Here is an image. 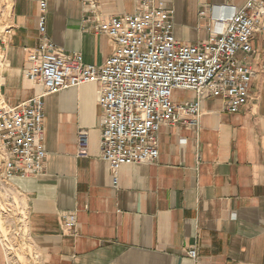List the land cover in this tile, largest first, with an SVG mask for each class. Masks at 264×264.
Segmentation results:
<instances>
[{"label": "crops", "instance_id": "1", "mask_svg": "<svg viewBox=\"0 0 264 264\" xmlns=\"http://www.w3.org/2000/svg\"><path fill=\"white\" fill-rule=\"evenodd\" d=\"M11 32L0 46V98L17 106L42 88L27 77L38 57L39 0H9ZM249 0H152L173 11L177 40L197 44L227 24V4ZM142 0H48L46 36L65 53L102 65L116 48L98 30L111 16L139 11ZM264 20V17H263ZM4 29V28H3ZM3 29L0 30L2 33ZM249 102L230 113L221 97H203L198 127L164 123L154 162L125 164L119 182L101 158L100 85L62 89L44 98L47 158L40 173L15 174L29 240L43 264H264V27L254 33ZM175 102L196 99L174 91ZM89 132L87 156L78 133ZM0 177L2 173L0 172ZM74 218V228L65 226ZM195 248L193 259L188 251ZM0 264L5 256L0 242Z\"/></svg>", "mask_w": 264, "mask_h": 264}, {"label": "built area", "instance_id": "2", "mask_svg": "<svg viewBox=\"0 0 264 264\" xmlns=\"http://www.w3.org/2000/svg\"><path fill=\"white\" fill-rule=\"evenodd\" d=\"M39 3L41 39L27 77L42 91L17 106L0 98V172L6 183L15 174L43 171L47 158L44 98L62 89L100 85L101 158L108 163L115 185L123 165L158 159L157 136L164 123L198 127L203 97H221L230 113L238 112L250 100L252 69L239 54L247 56L253 51V35L264 27V0H249L238 9L227 4L214 7L221 13L228 10V15L216 17L227 28L222 33L211 32L197 44L176 39L172 10L142 0L138 12L111 16L99 24L98 30L116 43L114 53L100 66L87 63L80 53H65L46 36L48 0ZM10 32L5 26L0 42ZM3 62L0 46V68ZM176 90L193 91L196 99L175 102ZM78 145L79 155L87 156L88 130L79 131ZM5 204L0 210L5 264H43L30 243L23 205ZM65 226L74 228V218H68ZM188 254L193 259L198 256L195 248Z\"/></svg>", "mask_w": 264, "mask_h": 264}, {"label": "rangeland", "instance_id": "3", "mask_svg": "<svg viewBox=\"0 0 264 264\" xmlns=\"http://www.w3.org/2000/svg\"><path fill=\"white\" fill-rule=\"evenodd\" d=\"M9 6H10V1L9 0H0V30L5 28L7 26V17L9 14ZM1 34V33H0ZM8 186L3 177H0V210H2V207H6V204L8 202L11 204L9 207H13L16 205H22L21 198L14 194V199L8 197ZM16 210V207H15ZM0 211V226H2V215ZM5 218V217H4Z\"/></svg>", "mask_w": 264, "mask_h": 264}]
</instances>
